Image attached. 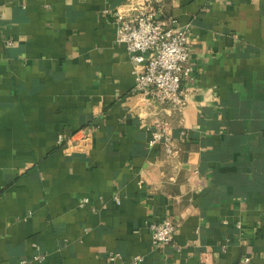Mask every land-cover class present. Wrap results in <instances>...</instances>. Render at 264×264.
Wrapping results in <instances>:
<instances>
[{"label":"crops","instance_id":"crops-1","mask_svg":"<svg viewBox=\"0 0 264 264\" xmlns=\"http://www.w3.org/2000/svg\"><path fill=\"white\" fill-rule=\"evenodd\" d=\"M146 2L0 0V264H264V0L156 4L189 33L179 108L132 91L116 41ZM84 127L88 152L58 144Z\"/></svg>","mask_w":264,"mask_h":264},{"label":"built area","instance_id":"built-area-1","mask_svg":"<svg viewBox=\"0 0 264 264\" xmlns=\"http://www.w3.org/2000/svg\"><path fill=\"white\" fill-rule=\"evenodd\" d=\"M147 1L140 7L116 10V41L125 45L133 66L135 81L132 91L151 95L160 102L179 108L186 102L183 77L191 75L189 33L186 28L175 25L174 20L173 25H167L158 19L157 5L162 0ZM92 135V129L84 127L68 134H58L57 142L69 153L88 152L92 146ZM158 142L166 146L170 155L176 152L165 122L156 123L152 130L149 144ZM86 201L84 198L83 202ZM115 201L119 203L117 196ZM149 228L152 244L156 246L170 242L176 231L175 223L169 217L150 222ZM108 258L114 261L121 256L111 252ZM34 259L41 260V257L35 256ZM139 259L138 256L134 258ZM25 262L26 259H22V263Z\"/></svg>","mask_w":264,"mask_h":264}]
</instances>
